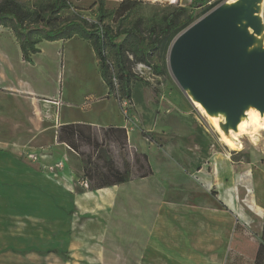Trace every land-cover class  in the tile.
<instances>
[{"label": "rangeland", "instance_id": "374dc122", "mask_svg": "<svg viewBox=\"0 0 264 264\" xmlns=\"http://www.w3.org/2000/svg\"><path fill=\"white\" fill-rule=\"evenodd\" d=\"M20 1L24 3L27 0ZM71 1L76 9L62 12L61 19L79 12L91 21L97 20L100 0ZM121 1L105 0L109 10H116ZM140 1L138 9L123 15L113 14L106 23L113 28L125 27L141 18L143 27L147 29L160 22L163 15L189 6L192 0ZM224 2L227 0H209L208 5L196 9L197 19ZM132 45L133 42L129 44L130 47ZM0 46L11 61L10 69L13 71H5L7 74L31 81L37 90L47 91L50 96H60L61 119L69 118L96 127H124L126 137L119 142L114 137L113 140L105 139L98 130L95 133L111 150L117 166L122 167L123 161L128 160L133 174L131 181L117 189L112 186L91 191L80 181L83 174L81 157L63 145L68 154L62 152L60 157L68 162L70 177L61 173L69 183L68 187L64 185L69 194H62L60 200L69 202L65 204L67 218L58 227L61 231L55 229L52 234L43 233L38 245H47L46 239L51 235L60 241L70 239L72 251L70 254L63 250L56 253L36 249L1 251L0 264H113V217L122 219L124 241L126 232L131 231L130 234H136L137 241L141 242L146 233L140 229L133 230L143 227V222L150 229L158 219L169 229L182 223V227L189 228L188 233L194 234L191 222L194 220L198 224L197 231L200 232L204 226L202 216L209 212L218 222L228 216L231 220L229 234L232 237L235 233L245 247L259 246L264 220V130L254 138L238 135L236 142L240 147L231 149L213 122L194 106L172 75L168 64V42L151 57L153 64L160 66L164 74L157 75L142 63L133 64V70L151 86L139 82L138 87L134 81L132 103H125L117 95L107 96L108 89L101 77L95 51L87 40L79 36L68 41L41 42V52L36 55L35 63L22 61V55L8 31H0ZM7 101L10 105L15 104L14 99ZM129 109H132L130 113ZM144 131L150 136H145ZM58 148L61 147L55 145L44 151V164L51 166ZM32 149L31 145H2L0 154L34 156L37 153L32 154ZM82 150L89 153L92 146L84 142ZM197 153L203 157L201 161H197ZM142 154L147 156L152 169L148 177L140 176L146 171V161L142 157L141 163L135 160V155ZM188 157L194 160L190 163ZM202 167L208 182L203 183L200 175H196V169ZM43 168L53 172L50 167ZM59 169L55 167L53 170L57 173ZM225 197L241 216L235 228L232 223L234 217L221 201ZM79 200L85 202L83 205H93V208L81 210V218L75 215ZM94 217L102 222V234L95 242V250L88 246L94 244L88 234ZM237 255L245 258V264L255 259L248 254H238L229 246L224 249L220 264H226Z\"/></svg>", "mask_w": 264, "mask_h": 264}, {"label": "crops", "instance_id": "0c3cea01", "mask_svg": "<svg viewBox=\"0 0 264 264\" xmlns=\"http://www.w3.org/2000/svg\"><path fill=\"white\" fill-rule=\"evenodd\" d=\"M1 30L10 33L21 55L13 32L4 27H0ZM37 54L33 55L34 63ZM9 60L0 46V146L31 145L32 154H37H0V252L33 249L46 252L53 249L54 252L50 253L63 250L70 254L73 249L70 239L60 241L50 235L45 246L38 245V240L43 233L52 234L51 231L55 229L61 231L58 227H61L60 223L67 218L65 204L69 202L60 198L62 194H69L64 187H68L69 183L61 173L70 177V169L68 162L60 157V153L68 154V151L67 148L64 150V144L57 142L56 133L60 124L77 121L61 119L62 102L58 99L60 96H50L47 91L37 90L31 81L7 74L5 71H13L10 69L12 65ZM138 83L135 86L140 87ZM140 92L142 94V91ZM8 99H14L15 104L10 105ZM55 145L61 148L53 155L51 166L44 164V151ZM196 159L201 161L203 157L197 153ZM192 160L194 158H187L190 163ZM58 162L63 165L57 173L48 172L43 168L55 167ZM196 175H200L203 183L209 180L203 167L196 169ZM120 185L113 187L117 189ZM115 193L114 191V196ZM221 201L226 211L234 217L232 223L235 228L241 220L239 211L226 197L221 198ZM82 202L79 200L75 206V215L80 218L81 210L89 207V204L83 205L85 202ZM91 206L89 208H93L92 204ZM204 214V226L200 232L197 231L198 224H195L194 220L191 222L194 234L188 233L189 228L182 227V223L169 229L165 226L167 224H162V220L158 219L150 229L143 222V227L133 230L140 229L146 233L141 242L137 241L136 234H130L131 231L126 232L127 239L124 241L122 219L113 217V264H220L223 251L229 246L238 254L256 256L257 245L253 244L247 248L237 239L235 233L231 237V220L228 216L224 218V222H218L212 213ZM101 226V219L94 217L92 226L88 228V234L94 241L92 246H88L94 250L95 242L102 234ZM75 235L74 232L73 236Z\"/></svg>", "mask_w": 264, "mask_h": 264}, {"label": "trees", "instance_id": "16d2710c", "mask_svg": "<svg viewBox=\"0 0 264 264\" xmlns=\"http://www.w3.org/2000/svg\"><path fill=\"white\" fill-rule=\"evenodd\" d=\"M208 2L209 0H192L189 6L179 7L163 15L160 22L145 29L141 18L133 25L125 27L113 28L106 23L113 14L123 15L138 9L140 0H122L116 10H109L105 0H100L96 21L89 20L79 12H73L61 19L62 12L76 9L71 0H27L24 3L20 0H0V27L13 32L19 43L22 59L28 63H33V55L41 52L39 44L43 41L69 40L75 36L87 40L98 59L100 74L108 89L107 96L117 95L132 103L134 81L151 86L133 70V64L142 63L155 74H164L160 66L153 64L152 55L160 51L166 42L168 51L174 38L197 20L196 9L205 7ZM189 11L190 14L182 19ZM131 42L132 47L129 46ZM131 111L129 109V113ZM96 130L102 132L105 139L113 140L114 137L119 142L122 137H126L124 127L113 125L96 127L88 123L71 122L60 124L57 128V142L67 145L81 157L83 174L80 181L86 182L87 189L91 191L131 181L133 174L130 162L124 160L122 167L117 166L111 150L104 145V140L95 133ZM143 133L150 136L149 132ZM84 142L92 146L89 153L82 150ZM141 157L146 161V171L140 176L148 177L152 174V169L147 162V156L135 155V160L141 163ZM46 252L54 250L48 249ZM245 263V258L239 255L226 262ZM248 264H264V220L255 259Z\"/></svg>", "mask_w": 264, "mask_h": 264}, {"label": "water", "instance_id": "95a60500", "mask_svg": "<svg viewBox=\"0 0 264 264\" xmlns=\"http://www.w3.org/2000/svg\"><path fill=\"white\" fill-rule=\"evenodd\" d=\"M261 1L221 3L180 32L168 52L180 87L207 113H224L225 130L236 129L250 106L264 114V44L256 45Z\"/></svg>", "mask_w": 264, "mask_h": 264}, {"label": "bare ground", "instance_id": "6f19581e", "mask_svg": "<svg viewBox=\"0 0 264 264\" xmlns=\"http://www.w3.org/2000/svg\"><path fill=\"white\" fill-rule=\"evenodd\" d=\"M228 1V0H227ZM235 0H231L228 1V3L234 2ZM263 5H264V0L261 1V3L259 4V13L258 16L263 19ZM264 44V20H263V27H262V32L256 36V45H262ZM185 93L187 94V96L190 98V100L194 103V106H196V108H198V110H200L201 113L206 114L212 122L215 125L216 129L218 131H220L221 136L223 138V140L225 141V143L231 148H239L240 146L237 144V140H238V135L232 136V135H228L229 131H232L233 133H235L237 131L236 129L233 128H229V129H224L222 124L224 122L225 119V115L224 113H215V114H209L206 112V110L204 109V107L201 105V103L195 101L192 98V95L190 94L189 90H186ZM252 111H257L261 114V116H264V114H262L259 110H257L256 108L250 106L249 108L246 109L245 112H252ZM242 118V117H241ZM241 122V120H240ZM239 122V123H240ZM241 140V139H240ZM254 140V139H253ZM240 143H243L240 141ZM243 145V144H241Z\"/></svg>", "mask_w": 264, "mask_h": 264}, {"label": "clouds", "instance_id": "9594fccd", "mask_svg": "<svg viewBox=\"0 0 264 264\" xmlns=\"http://www.w3.org/2000/svg\"><path fill=\"white\" fill-rule=\"evenodd\" d=\"M262 130H264V116L257 111L245 112L237 126V131L235 133L229 131L228 135H249L254 138Z\"/></svg>", "mask_w": 264, "mask_h": 264}, {"label": "built area", "instance_id": "2783aa9c", "mask_svg": "<svg viewBox=\"0 0 264 264\" xmlns=\"http://www.w3.org/2000/svg\"><path fill=\"white\" fill-rule=\"evenodd\" d=\"M124 102L126 103L127 101H125V100H124ZM62 165H63V163H62V162H58V163L56 164V166H55V167H57V169H58V168H61V167H62ZM55 167H50V170L54 171L53 169H55ZM81 182H82V184H83L84 186H86V187H87V183H86V182H84V181H81Z\"/></svg>", "mask_w": 264, "mask_h": 264}]
</instances>
